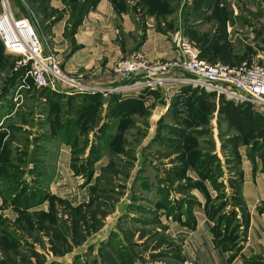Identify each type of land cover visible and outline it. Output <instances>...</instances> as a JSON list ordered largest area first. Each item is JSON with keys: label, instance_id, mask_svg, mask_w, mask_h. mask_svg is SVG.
I'll return each mask as SVG.
<instances>
[{"label": "rangeland", "instance_id": "obj_1", "mask_svg": "<svg viewBox=\"0 0 264 264\" xmlns=\"http://www.w3.org/2000/svg\"><path fill=\"white\" fill-rule=\"evenodd\" d=\"M20 3L64 78L38 87L0 41V264H264V106L116 70L168 60L149 29L264 65V0Z\"/></svg>", "mask_w": 264, "mask_h": 264}, {"label": "built area", "instance_id": "obj_2", "mask_svg": "<svg viewBox=\"0 0 264 264\" xmlns=\"http://www.w3.org/2000/svg\"><path fill=\"white\" fill-rule=\"evenodd\" d=\"M11 17V24L3 16ZM0 38L7 51L21 57L20 64L28 68L29 75L38 87L55 88L64 76L59 60L52 51L44 48L29 18H15L9 11L0 14ZM177 57L166 61H148L140 53L121 60L117 73L124 77L142 76L144 84L172 88L178 84L224 93L241 101L264 106V65L243 62L232 65L210 61L188 41L175 37ZM184 264H195L185 260Z\"/></svg>", "mask_w": 264, "mask_h": 264}, {"label": "crops", "instance_id": "obj_3", "mask_svg": "<svg viewBox=\"0 0 264 264\" xmlns=\"http://www.w3.org/2000/svg\"><path fill=\"white\" fill-rule=\"evenodd\" d=\"M8 3H10L9 5L11 6V9L9 8L7 10L12 15H14V13L12 12V7L17 8V6H20L21 5L20 0H9ZM110 7L111 6H109V4H106V9L108 11H110ZM4 11H6V9H4ZM111 11H112V8H111ZM90 16L100 18V4L98 6L97 12L90 14ZM27 18L30 19V17H27ZM124 24L125 26H128L129 28L128 30H131L135 25L131 17L129 18L126 17V19H124ZM49 50L51 51L50 48ZM121 50L123 51V53L126 52L125 48H122L121 46H119L118 51H121ZM138 50L142 51L146 56H148L150 59H153V60L171 59V58H174L177 54L171 41L167 39V36L162 33L153 31L152 29L148 30V32L146 33L145 39L139 45ZM93 62L94 61H75L74 59H71V63L68 65V69H72V70L79 69V68L82 69L85 65L87 64L90 65V63H93ZM215 264H219V261L215 260Z\"/></svg>", "mask_w": 264, "mask_h": 264}, {"label": "trees", "instance_id": "obj_4", "mask_svg": "<svg viewBox=\"0 0 264 264\" xmlns=\"http://www.w3.org/2000/svg\"><path fill=\"white\" fill-rule=\"evenodd\" d=\"M0 41H1L2 45H3V47L5 48V46H4V44H3L2 40H1V38H0ZM201 55H202L203 57L207 58L208 60L212 61V59H210L208 56L204 55L203 53H201ZM46 90H47V91H50L49 89H46ZM250 106H251V107H250ZM248 107H250V108L253 110V112H255V111H254V107L252 106L251 103H248ZM256 113H259V112L256 110ZM259 114H262V113H259Z\"/></svg>", "mask_w": 264, "mask_h": 264}, {"label": "bare ground", "instance_id": "obj_5", "mask_svg": "<svg viewBox=\"0 0 264 264\" xmlns=\"http://www.w3.org/2000/svg\"><path fill=\"white\" fill-rule=\"evenodd\" d=\"M7 12H8V10H7ZM3 21H4V23L11 24V17L8 13H7L6 17L3 16Z\"/></svg>", "mask_w": 264, "mask_h": 264}]
</instances>
